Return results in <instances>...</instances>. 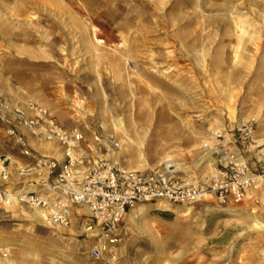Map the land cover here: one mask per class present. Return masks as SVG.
Instances as JSON below:
<instances>
[{
  "label": "rangeland",
  "instance_id": "1",
  "mask_svg": "<svg viewBox=\"0 0 264 264\" xmlns=\"http://www.w3.org/2000/svg\"><path fill=\"white\" fill-rule=\"evenodd\" d=\"M0 100L5 134L1 117L33 103L91 144L111 137L124 168L206 184L243 121L241 155L264 151V0H0ZM207 198L132 208L97 259L93 237L0 208V264H264V181Z\"/></svg>",
  "mask_w": 264,
  "mask_h": 264
},
{
  "label": "built area",
  "instance_id": "2",
  "mask_svg": "<svg viewBox=\"0 0 264 264\" xmlns=\"http://www.w3.org/2000/svg\"><path fill=\"white\" fill-rule=\"evenodd\" d=\"M3 108L5 103L0 100V113ZM1 118L8 126L7 134L20 145L21 153L34 159L20 166L18 173L38 177L33 182L35 190L8 188L9 160L0 155V180L4 182L0 185V208L19 205L36 209L48 223L62 228H69L74 216L80 217L81 234L94 238L89 254L96 259L118 242L120 226L132 208L143 204L188 206L204 202L207 197L220 205L238 203L251 186L264 181V152L256 151L259 158L250 166L237 147V143L246 146L253 141L251 124L237 127V137H233L231 145H217L215 174L208 183L199 185L183 182L167 167L124 168L114 154L118 144L111 137L93 133L91 144L81 132L64 128L36 104L11 109V119ZM21 129L56 142L63 159L33 155Z\"/></svg>",
  "mask_w": 264,
  "mask_h": 264
},
{
  "label": "crops",
  "instance_id": "3",
  "mask_svg": "<svg viewBox=\"0 0 264 264\" xmlns=\"http://www.w3.org/2000/svg\"><path fill=\"white\" fill-rule=\"evenodd\" d=\"M23 135L25 136L26 141L33 149L39 152L41 155L47 156L49 158L56 159L61 161L63 159V152L59 145L54 146H45L36 142L32 135L22 130ZM7 134L0 127V155H5L9 158L7 165L8 171V182L7 187L13 189H22L32 191L35 190L36 184L33 182L37 180L35 175H26L22 176L18 173L19 167L33 162L32 155L22 154L21 151L16 146L12 137H7ZM82 147L85 148V144L82 143ZM32 149V148H31ZM0 185H4V182L0 180ZM80 213H83V210H79ZM81 219L80 217L74 216L72 219V224L67 230H74L78 234H81Z\"/></svg>",
  "mask_w": 264,
  "mask_h": 264
},
{
  "label": "bare ground",
  "instance_id": "4",
  "mask_svg": "<svg viewBox=\"0 0 264 264\" xmlns=\"http://www.w3.org/2000/svg\"><path fill=\"white\" fill-rule=\"evenodd\" d=\"M247 123V121H243V124H246ZM261 152H264V151H261ZM171 166V165H170ZM33 218H38V214L36 215V214H33V215H31ZM253 225L254 226H257V224L256 223H253ZM251 227V226H250ZM5 241H0V244H2V243H4ZM3 251H4V249H3ZM2 264H14L13 262H10V261H3L2 262Z\"/></svg>",
  "mask_w": 264,
  "mask_h": 264
}]
</instances>
